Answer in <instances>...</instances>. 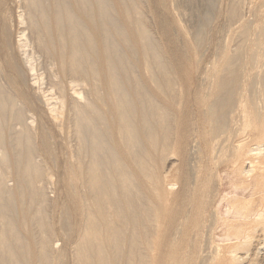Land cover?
Returning a JSON list of instances; mask_svg holds the SVG:
<instances>
[{"label":"bare ground","instance_id":"bare-ground-1","mask_svg":"<svg viewBox=\"0 0 264 264\" xmlns=\"http://www.w3.org/2000/svg\"><path fill=\"white\" fill-rule=\"evenodd\" d=\"M175 2L0 0V264H264V0Z\"/></svg>","mask_w":264,"mask_h":264},{"label":"rangeland","instance_id":"rangeland-1","mask_svg":"<svg viewBox=\"0 0 264 264\" xmlns=\"http://www.w3.org/2000/svg\"><path fill=\"white\" fill-rule=\"evenodd\" d=\"M219 2V4L222 6V7H224L226 4H227V1L226 0H218ZM175 4H177V0H176V2H175ZM18 8H20V7H15V10H14V16L16 17L15 19L17 20V14L19 13V9ZM17 9L19 10V11H17ZM21 9V8H20ZM184 9V8H183ZM180 11H182V13L183 12H185L184 14H185V16L183 15V14H180L181 16H180V18H182L181 20H182V22H183V24L184 25H190L191 23V21H194V20H192V19H190V20H188V18H189V16H186V15H189L190 14V12L187 10L186 11V9H184V10H182L181 8L179 9ZM179 10H177V11H179ZM188 12V13H187ZM183 15V16H182ZM184 17V18H183ZM188 17V18H187ZM215 17L217 18L218 16L217 15H215ZM215 17L213 16V21L211 22V24H210V27H209V29H208V32H209V34L211 35V33L215 30V27H216V23L219 21V17H218V19L216 20L215 19ZM15 20V21H16ZM184 20V21H183ZM187 21V22H186ZM186 24H185V23ZM16 23V24H15ZM14 23V30L15 31H17V33H19V26H21V25H18L19 24V22H18V20L16 21ZM16 33V34H17ZM223 35H222V39H226V34H227V31L226 30H224L223 31V33H222ZM208 35V34H207ZM225 42V41H224ZM206 45V44H205ZM196 46V45H195ZM203 47L202 48H204L205 46L204 45H202ZM216 50H212V49H210V48H208L206 51H205V57L204 58H202V59H200V62H198L199 64V67L201 66L202 68L201 69H204L203 67H206V66H209L210 64H211V62H212V60L214 61V59L215 58H217V55H218V53H216L215 52ZM212 55V56H211ZM216 56V57H215ZM212 57V58H211ZM205 63V64H204ZM208 63V64H207ZM204 64V65H203ZM206 65V66H205ZM55 177L56 176H54V180H55ZM53 181V180H52ZM58 182H46V184H45V186H46V189L48 190V193L49 194H51L50 196H52L53 198L54 197H56L57 196V188L59 187L58 186V184H57ZM58 243L59 244H61L62 242L61 241H58ZM264 250V249H263ZM262 250V251H263Z\"/></svg>","mask_w":264,"mask_h":264}]
</instances>
